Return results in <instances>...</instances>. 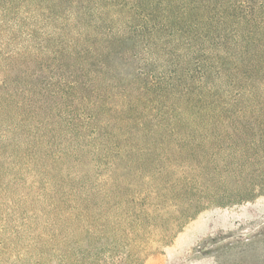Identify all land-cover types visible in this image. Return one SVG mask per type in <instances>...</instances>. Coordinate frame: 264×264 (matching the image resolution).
<instances>
[{
	"label": "trees",
	"instance_id": "16d2710c",
	"mask_svg": "<svg viewBox=\"0 0 264 264\" xmlns=\"http://www.w3.org/2000/svg\"><path fill=\"white\" fill-rule=\"evenodd\" d=\"M261 87L264 0H0V264L173 243Z\"/></svg>",
	"mask_w": 264,
	"mask_h": 264
},
{
	"label": "rangeland",
	"instance_id": "374dc122",
	"mask_svg": "<svg viewBox=\"0 0 264 264\" xmlns=\"http://www.w3.org/2000/svg\"><path fill=\"white\" fill-rule=\"evenodd\" d=\"M138 65L129 61L119 71ZM251 101L247 116L235 117L223 133L224 145L212 147L220 165L201 188L206 206L173 243L139 264H264V87ZM226 193L225 203L216 204Z\"/></svg>",
	"mask_w": 264,
	"mask_h": 264
}]
</instances>
